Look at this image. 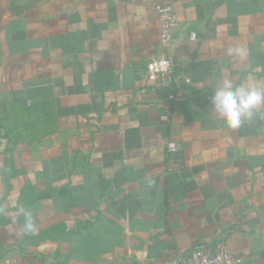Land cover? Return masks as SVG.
<instances>
[{
  "label": "crops",
  "instance_id": "1",
  "mask_svg": "<svg viewBox=\"0 0 264 264\" xmlns=\"http://www.w3.org/2000/svg\"><path fill=\"white\" fill-rule=\"evenodd\" d=\"M160 55L184 86L147 80ZM225 79L264 86V0H0V264H172L220 239L264 264V105L230 128Z\"/></svg>",
  "mask_w": 264,
  "mask_h": 264
},
{
  "label": "built area",
  "instance_id": "2",
  "mask_svg": "<svg viewBox=\"0 0 264 264\" xmlns=\"http://www.w3.org/2000/svg\"><path fill=\"white\" fill-rule=\"evenodd\" d=\"M159 21V45L167 47L173 40V30L177 17L170 4L156 6ZM195 38V34H190ZM176 62L170 55H160L149 59L145 64V76L155 87L172 86L181 88L188 81L183 73L174 77ZM166 150L175 151L176 145L170 140L166 141ZM243 257L232 252L224 240H218L208 248L197 247L180 254L172 264H242Z\"/></svg>",
  "mask_w": 264,
  "mask_h": 264
},
{
  "label": "clouds",
  "instance_id": "3",
  "mask_svg": "<svg viewBox=\"0 0 264 264\" xmlns=\"http://www.w3.org/2000/svg\"><path fill=\"white\" fill-rule=\"evenodd\" d=\"M229 52L243 55V50L239 48L229 49ZM211 105L230 128L238 129L244 121L252 120L255 110L264 105V86H235L230 79H225L222 85L214 90ZM19 211L25 217L21 231L34 232L36 225L31 213L24 208Z\"/></svg>",
  "mask_w": 264,
  "mask_h": 264
},
{
  "label": "rangeland",
  "instance_id": "4",
  "mask_svg": "<svg viewBox=\"0 0 264 264\" xmlns=\"http://www.w3.org/2000/svg\"><path fill=\"white\" fill-rule=\"evenodd\" d=\"M20 10L17 9V12H19ZM23 11V10H22Z\"/></svg>",
  "mask_w": 264,
  "mask_h": 264
}]
</instances>
